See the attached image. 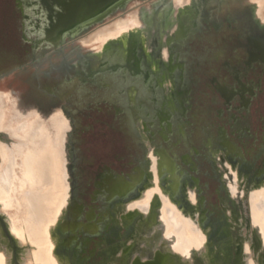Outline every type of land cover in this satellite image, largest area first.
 Returning a JSON list of instances; mask_svg holds the SVG:
<instances>
[{"label":"flooded vegetation","instance_id":"1","mask_svg":"<svg viewBox=\"0 0 264 264\" xmlns=\"http://www.w3.org/2000/svg\"><path fill=\"white\" fill-rule=\"evenodd\" d=\"M108 1L92 0L96 4L89 11V21L95 20L93 25L75 38H69L65 44L48 49L31 34L32 24L36 23L34 12L24 11L18 0H11L10 23L5 27H10L11 33H19L16 35L20 38L19 46L25 51V59H29L19 67L39 63L47 51L63 52L67 43L91 28L97 29L108 23L131 0L115 12H111L112 9L123 0L116 5ZM138 1L153 5V12L148 16L144 14L145 5L139 14V19L147 26L145 32L137 29L124 33L108 41L101 53L96 43L89 57L79 55L74 73L64 75L61 82L54 85L55 90L50 91L55 96L67 85L73 87L74 95H70L68 105L63 104L55 111L61 114L59 120L66 119L69 129L75 133L86 130L78 124L81 121L77 117L87 115L109 129L123 132L137 147L136 153L128 158L118 157L130 172L105 166L97 173L93 182V205L89 206L87 215L89 219L95 218V210L105 207L108 209L106 221L112 220L118 206L134 200L148 183L150 155L155 154L161 182L169 183L173 199L182 192L183 181L195 187L202 226L210 228L209 248L210 243L214 245L211 235L219 230H226L228 241L232 243V228L222 207L227 195L218 172L221 170L219 162L226 159L235 162L253 181L264 180V108L261 105L264 96V24L258 17L260 2L250 0L243 8L221 13L208 7L209 2L216 0H191L190 4L180 8L172 6L173 0ZM98 18H101L100 22H97ZM203 79L211 89L212 101L219 104L220 122L212 124L215 129L209 123L195 127L199 108L195 97ZM45 91L49 93V90ZM45 109L42 106L39 111ZM105 114V118L98 116ZM255 115L257 119L253 121ZM57 123L56 127L63 125ZM27 124L31 127L33 122ZM195 132L200 138L197 143ZM68 134L71 135V131ZM68 149L70 216L71 208L81 213L82 206L75 199L77 179L71 171L75 153L71 147ZM201 163L207 164L212 176L218 180L219 217L206 207L199 178ZM97 223V219L86 224L69 217L62 221L70 227H84L87 236L96 234Z\"/></svg>","mask_w":264,"mask_h":264},{"label":"rangeland","instance_id":"2","mask_svg":"<svg viewBox=\"0 0 264 264\" xmlns=\"http://www.w3.org/2000/svg\"><path fill=\"white\" fill-rule=\"evenodd\" d=\"M10 1L11 0H0V130H4L6 135V138H0V157H15V152L11 149L10 153H8L6 148L4 149V146L15 147L19 144L27 143V140L34 138V147H36L37 150L34 151L33 148L30 147V144H28L27 146H29V148L20 154V157L26 158L30 155L31 159L34 161L38 158L37 167L42 177L41 179L38 178L37 180L29 182L27 185L32 189L39 186V190L31 191L28 194L32 200V204L28 207V203L23 202L20 211L16 209L12 210L18 217H24L27 209H36L38 202L35 200L43 194V185L52 182L51 164L53 161L57 160L58 155L55 148L53 149L51 145L53 144L56 148H59L56 125L61 115L59 111L57 113L55 110H60V106L63 104L68 105L70 95H74L73 87L68 85L62 90L60 95H51L52 93L50 91L55 90L54 85L60 83L64 75H72L74 73L73 69L76 67L75 63L79 60V55L86 57L91 55L94 47H96V43L91 42V38L95 34L103 30L112 31L119 22L129 18L138 20L142 7L145 5L144 14H146L151 3L131 0L124 9L116 12L108 23L102 24L97 29L91 28L82 33L78 38L67 43L63 52L47 51V54L40 58L39 63L34 65H23V67L20 68V63L25 64L29 59H25V51L19 46L20 38L17 39L16 37V35L19 36V33H11L10 27H5V25H9L10 23ZM248 2H250V0H216L214 3L212 1L211 3L209 2L208 7L213 11L223 13L230 9L237 10L241 7L243 8L244 4ZM258 2H260L258 17H260L261 21L264 23V0H258ZM182 6L184 5L180 4L177 7L180 8ZM141 29L144 30V28ZM204 80L205 79L202 80L200 91L196 93L195 97L196 105L199 106L197 115L195 116L196 128H201L207 123L210 125H218L220 122L217 115L219 104L212 101L211 89ZM45 90H49V93ZM261 105L264 108V96L261 98ZM42 106H45L47 109L40 112L39 109ZM106 115L107 114L98 116L105 118ZM5 118L7 126H5L4 123ZM77 118L78 121H81L78 124L86 128L85 131L79 132L78 130L75 133L74 130L69 129L67 120L64 119L63 121V125L65 126V130L63 131L66 133L64 136V140L67 143L66 146L67 148L71 147L75 153V159L71 162L73 163L71 171L76 175L77 179L75 199L76 202L82 206L81 213L74 212L71 208L69 219L72 221L80 220L86 224L97 219L98 223L94 228L96 234H89L88 236L85 235V229L82 226H72V228H69L64 237L67 238V236L70 235L72 238L67 240V251L62 254L70 258V260L73 259V264H127L128 261H132V255L139 250V244L141 242L148 240L151 242V237H147L146 233L151 228L152 222H140L143 219L142 212L134 208L137 198L130 202V209L127 210L126 207H123L122 211L119 213L123 215L125 213L136 212V214H139L136 220H127L128 222L124 220L121 222L118 220V216L115 215L112 220L107 222L108 209L105 207H98L95 210V218L89 219L87 214L90 211L89 206L93 205V182L97 173L105 166H110L119 172H130L128 167L122 165L118 157L128 158L129 155L136 153L137 147L133 141H129L127 135L123 132L109 129L108 126L102 124L101 121L90 119L87 115H78ZM255 119H257L256 115L253 121H255ZM25 120L33 121V127L25 134L22 131L15 132L13 127H10L16 125V123H22ZM40 127H46L48 131L41 132ZM211 127L215 129L214 125ZM68 131H71V135L68 134ZM194 139L196 143L199 142L200 138L196 132ZM63 152H61V154ZM17 161L21 162V158H18ZM219 164L223 175L228 179L230 193L234 197L237 196L239 184L236 182L235 176L232 177L230 174V165L227 163L223 165L221 162H219ZM3 165H5L4 161ZM16 168L18 169L20 167L17 166ZM151 169V183L143 192L150 188H155V184L158 183V186L162 187L164 192H166L169 201L179 209L178 205L170 198L169 193L166 191V187L158 178L155 166H150V171ZM200 170L199 178L206 207L214 211L215 217H219L221 213L219 209L220 192L218 180L212 176L207 164L201 163ZM20 189H22V186L18 188V194H20ZM142 193H140L138 198L141 197ZM188 193L189 197L194 199L197 203L195 192L188 191ZM259 193L263 194L264 189ZM156 196H158V193L153 196L152 202ZM253 200L252 204L255 216L260 220L263 226L261 218L258 215L262 213V211L258 206H254ZM156 202L157 201H155V203ZM158 204L159 207L162 206L160 202H158ZM13 221L18 227L24 225L26 227L27 225V223H23L24 221L14 216ZM125 223H128V227H126ZM128 229L129 233L127 232ZM226 233V230H219V232L215 231L211 235L214 244L212 249L213 253H216L220 248L224 253L231 254L233 244L228 241L229 237ZM205 240L206 237L204 242ZM163 245L166 246L165 243ZM57 251L58 249L56 252ZM247 251H249L248 247ZM130 253H132V255H129ZM180 255L184 259L183 255ZM2 261L3 260L0 259V264H2Z\"/></svg>","mask_w":264,"mask_h":264},{"label":"bare ground","instance_id":"3","mask_svg":"<svg viewBox=\"0 0 264 264\" xmlns=\"http://www.w3.org/2000/svg\"><path fill=\"white\" fill-rule=\"evenodd\" d=\"M127 2L128 0H123L111 12L122 8ZM186 2L191 3V0H173L172 6L185 5L187 4ZM152 11L153 5L151 4L145 15L148 16ZM94 21L82 23L75 30L64 33L56 41L45 45L48 47L53 45L51 47L55 48L65 44L69 38H75L82 31L93 25ZM100 21L101 18H98L97 22ZM146 27L140 19L134 20L129 18L119 22L112 31L103 30L95 34L91 38V42L98 44V49L101 53L108 41L118 38L131 30L144 28L143 31L145 32ZM153 45L150 46L153 47ZM29 121L33 122L32 120H25L22 123H16L12 127L15 132L22 131L25 134L33 127V125L28 127L27 123ZM63 121L62 119L58 122L63 123ZM4 123H7L6 118ZM40 130L41 132L48 131L46 127H40ZM63 130H65L64 125L57 127L59 148H56L51 141V146L53 149L55 148L58 155L57 160L51 164L52 182L43 185V194L35 200L38 202L36 209H27L24 217H18L12 210L16 209L20 211L23 202H27L28 207L32 204V200L28 194L31 191L39 190V186L32 189L27 185L29 182L38 178L41 179L42 177L37 167L38 158L34 161L30 155L22 158L20 154L29 148L28 144L36 151L37 149L34 147L35 140L34 138L29 139L27 143L19 144L15 147L4 146V149L6 148L8 153L12 149L15 152V157H0V259L3 260L2 264L74 263L73 259L70 260V258L62 254L67 251L66 240H69L64 235L69 228H72L68 224H62L64 218L69 217V203L71 200L70 151L66 146L67 143L64 140L66 133ZM61 152L63 153L61 154ZM150 157V166H155L156 174L161 181L162 177L158 171V157L155 154H151ZM18 158H21V162L17 161ZM3 161L5 165H3ZM224 162L230 165V174L232 177L235 176L236 182L239 184L237 188L239 190L238 194L234 197L229 191V182L223 175L222 169L218 171L222 177L221 179L225 185L227 195V198L222 201V207L230 221L233 232V249L231 254H226L221 249L213 253L212 243H210L209 248L208 238L210 228L202 226L196 189L188 181L182 183V192L179 193L176 200L170 195L168 189L169 183L163 184L170 198L178 205L179 209L169 201L166 192H164L162 187L158 186V183L155 184V188H150L143 192L151 183V169L149 181L141 190L140 193L143 192L141 197L138 198L139 193L136 197L137 199L135 198L134 207L142 212L143 219L139 220L141 223L152 222L151 228L146 233L147 237H151V242L149 240L141 242L139 250L133 255L132 253L129 254L132 255V261H128L127 264H264V193H259L264 189V180L261 182L253 181L250 174L240 171L237 163L227 159L221 163L224 165ZM17 166L20 168L17 169ZM20 186H22V189H20V194H18ZM188 191L195 192L197 203L189 197ZM155 192L158 193V196L152 202L153 196L156 194ZM173 196L175 198L176 193ZM252 200L254 201V206H258L262 211L258 215L261 218L263 226L255 216ZM155 201L157 202L155 203ZM130 202L121 204L116 209L119 221L136 220V217L139 215L135 211V213L123 214L125 216L119 214L123 207H126L127 210L131 208ZM158 202L162 206L159 207ZM13 216L24 221L23 223H27L26 227L25 225L18 227L13 221ZM203 234L206 237L205 242ZM164 243L166 246L163 245ZM247 247L249 251H247ZM57 249L58 251L56 252ZM180 254L183 255L184 259Z\"/></svg>","mask_w":264,"mask_h":264},{"label":"water","instance_id":"4","mask_svg":"<svg viewBox=\"0 0 264 264\" xmlns=\"http://www.w3.org/2000/svg\"><path fill=\"white\" fill-rule=\"evenodd\" d=\"M23 10H31L36 23L31 34L38 39V43L48 44L56 41L64 33L71 32L77 26L89 21V11L94 9L92 0H18ZM116 5L120 0H109ZM105 2V0H103ZM106 3V2H105ZM38 11V12H37ZM45 13V14H44ZM32 20V19H31ZM51 44V43H50ZM53 46V45H51ZM46 46L48 49L52 47ZM37 47V45H35ZM4 130H0V138L5 137Z\"/></svg>","mask_w":264,"mask_h":264}]
</instances>
